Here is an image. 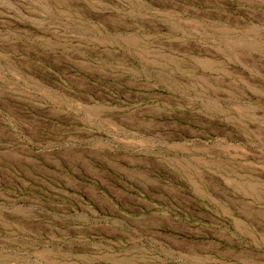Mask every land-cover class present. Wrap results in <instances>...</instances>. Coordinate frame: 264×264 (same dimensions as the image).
Wrapping results in <instances>:
<instances>
[{"label":"rangeland","instance_id":"1","mask_svg":"<svg viewBox=\"0 0 264 264\" xmlns=\"http://www.w3.org/2000/svg\"><path fill=\"white\" fill-rule=\"evenodd\" d=\"M0 264H264V0H0Z\"/></svg>","mask_w":264,"mask_h":264}]
</instances>
